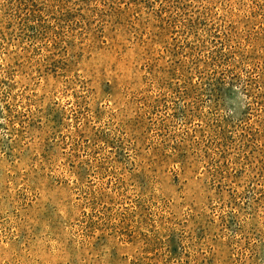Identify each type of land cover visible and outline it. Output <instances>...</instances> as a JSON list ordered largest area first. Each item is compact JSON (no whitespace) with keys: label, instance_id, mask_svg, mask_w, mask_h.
Wrapping results in <instances>:
<instances>
[{"label":"rangeland","instance_id":"374dc122","mask_svg":"<svg viewBox=\"0 0 264 264\" xmlns=\"http://www.w3.org/2000/svg\"><path fill=\"white\" fill-rule=\"evenodd\" d=\"M0 264H264V0H0Z\"/></svg>","mask_w":264,"mask_h":264}]
</instances>
